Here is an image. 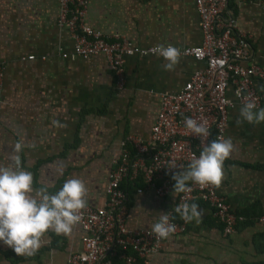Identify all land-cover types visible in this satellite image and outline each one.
I'll list each match as a JSON object with an SVG mask.
<instances>
[{
  "label": "crops",
  "instance_id": "obj_1",
  "mask_svg": "<svg viewBox=\"0 0 264 264\" xmlns=\"http://www.w3.org/2000/svg\"><path fill=\"white\" fill-rule=\"evenodd\" d=\"M58 12L59 0H0V164L11 162L20 130L26 145L22 167L33 173L35 188L47 186L54 193L66 179L80 178L89 190L87 206L101 208L108 174L120 156L118 143L127 135L149 139L160 95L178 92L204 64L181 55L175 70L165 71L158 56L126 57L117 87L103 56L84 60L71 53L73 41L68 29L58 26ZM222 14L236 20L248 37L251 62L263 66L264 0H226ZM82 21L141 47L182 49L201 42L194 0H86ZM240 109L228 110L224 137L233 140L235 150L215 189L245 221L225 235L211 210L194 200L204 213L201 222L186 223L184 232L163 239L147 264H264V229L254 223L264 215V122L238 125ZM53 120L67 126L58 129ZM122 187L129 230L149 229L160 212L181 220L172 210L174 191L159 196L142 181L134 186L124 181ZM82 235L78 226L71 238L50 232L29 258L0 242V264H62L81 250Z\"/></svg>",
  "mask_w": 264,
  "mask_h": 264
},
{
  "label": "built area",
  "instance_id": "obj_2",
  "mask_svg": "<svg viewBox=\"0 0 264 264\" xmlns=\"http://www.w3.org/2000/svg\"><path fill=\"white\" fill-rule=\"evenodd\" d=\"M194 1L201 42L180 50L182 56L202 62L203 69L194 71L178 92L160 95L149 139L127 135L118 143L120 156L108 174L105 203L101 208L87 206L84 210L83 219L77 225L83 231L81 250L69 255L62 264H147L148 256L160 248L163 239L156 240L148 235L149 229L129 230L126 227L127 194L123 182L134 186L142 181L159 196L174 191L172 174L180 169L170 170L166 165L171 162L186 167L193 155L199 156L202 147L201 138L185 128V117L206 123L211 132L210 144L224 137L228 110L234 105L242 107L245 97L254 100L258 109L264 108V65L251 62L253 54L248 37L230 14H222L226 0ZM85 2L59 0L57 24L69 31L73 41L71 53L84 60L103 56L116 86L120 87L125 58L153 56L151 49L155 46L134 45L126 38L104 36L84 25ZM67 55L61 54L62 58ZM2 70L0 63V86ZM190 187L191 191L176 194V205L194 200L205 204L222 224L225 235L232 234L237 224L245 221L231 211L215 187ZM172 214L170 222L176 226L174 234L184 232L186 223L182 219L174 220ZM254 223L264 229V215L255 218Z\"/></svg>",
  "mask_w": 264,
  "mask_h": 264
},
{
  "label": "clouds",
  "instance_id": "obj_3",
  "mask_svg": "<svg viewBox=\"0 0 264 264\" xmlns=\"http://www.w3.org/2000/svg\"><path fill=\"white\" fill-rule=\"evenodd\" d=\"M151 52L165 61V71H174L181 59V50L172 44L156 45ZM239 96L240 93L237 92ZM243 122L260 124L264 122V108L250 97H245L240 109ZM56 128L67 125L53 120ZM185 128L202 140L199 156L193 155L186 167L175 163L166 165L170 170L179 168L172 174L175 181L173 195L192 190L190 185L200 189L219 188L224 179V164L235 150L233 140L218 137L208 143L211 135L204 122L190 117L184 118ZM21 137L12 146L10 163L0 164V242L11 248L18 256L29 258L35 256L45 243L48 233L71 238L74 228L82 221L83 212L88 205V187L83 179L68 178L62 187L54 193L47 186L34 187V176L31 171L22 167L21 152L26 147L23 133L16 131ZM174 212L185 223H200L203 211L199 204L183 202L174 206ZM176 232L175 224L170 222V212H160L156 223L150 225L148 235L156 240L169 239Z\"/></svg>",
  "mask_w": 264,
  "mask_h": 264
}]
</instances>
